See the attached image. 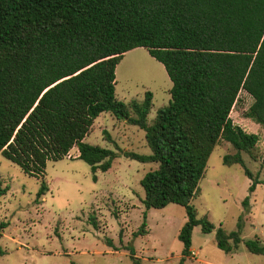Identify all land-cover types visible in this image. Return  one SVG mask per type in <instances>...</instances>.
<instances>
[{
	"label": "trees",
	"instance_id": "1",
	"mask_svg": "<svg viewBox=\"0 0 264 264\" xmlns=\"http://www.w3.org/2000/svg\"><path fill=\"white\" fill-rule=\"evenodd\" d=\"M136 47L158 60L171 81L170 99L150 123V91L129 104L115 94L116 65ZM241 90L253 99L245 116L264 127V0H0V153L42 176L48 160L76 146L95 181L118 154L84 141L94 120L110 112L138 126L150 153L123 155L157 164L140 179L145 209L184 207L178 264L191 254L195 225L214 229L197 218L191 199L219 141L234 148L222 162L243 167L249 192L261 182L242 156L264 165L258 136L230 118ZM47 189L42 180L37 198ZM215 238L225 252L241 240L221 227ZM245 245L264 255L259 237Z\"/></svg>",
	"mask_w": 264,
	"mask_h": 264
},
{
	"label": "rangeland",
	"instance_id": "2",
	"mask_svg": "<svg viewBox=\"0 0 264 264\" xmlns=\"http://www.w3.org/2000/svg\"><path fill=\"white\" fill-rule=\"evenodd\" d=\"M115 76L116 97L126 104L141 101L146 91L152 93L148 123L170 99L171 81L144 47L125 52ZM252 101L241 90L230 118L258 136L261 152L264 127L245 116ZM84 141L118 154L107 171H96L95 181L90 166L76 158V146L62 159L48 160L42 176L24 172L0 153V264H178L183 249L178 232L187 219L184 207L169 203L145 209L140 179L157 164L123 155L124 151L150 153L144 131L103 112ZM233 152L231 144L221 140L208 158L191 203L197 218L206 217L214 229L204 233L200 224L193 227L191 254L184 264H264V255L248 251L245 245L255 236L264 243V165L242 154L261 181L249 192L251 180L243 167L222 162L224 154ZM42 180L48 189L37 198ZM217 227L239 234L236 249L225 252L217 246Z\"/></svg>",
	"mask_w": 264,
	"mask_h": 264
},
{
	"label": "crops",
	"instance_id": "3",
	"mask_svg": "<svg viewBox=\"0 0 264 264\" xmlns=\"http://www.w3.org/2000/svg\"><path fill=\"white\" fill-rule=\"evenodd\" d=\"M84 140H85V138H84ZM77 155H78V153H77ZM77 155H76V156H77Z\"/></svg>",
	"mask_w": 264,
	"mask_h": 264
}]
</instances>
